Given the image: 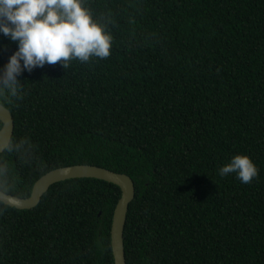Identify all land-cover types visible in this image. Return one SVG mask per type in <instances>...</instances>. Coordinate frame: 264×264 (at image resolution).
<instances>
[{"label":"trees","instance_id":"trees-1","mask_svg":"<svg viewBox=\"0 0 264 264\" xmlns=\"http://www.w3.org/2000/svg\"><path fill=\"white\" fill-rule=\"evenodd\" d=\"M110 56L45 64L2 102L14 122L0 190L26 198L75 164L128 175L126 264H264V0H83ZM18 42L0 33V72ZM23 63V62H21ZM2 122L0 121V128ZM246 155L251 183L219 169ZM118 186L54 183L31 209L0 201V264H114Z\"/></svg>","mask_w":264,"mask_h":264},{"label":"clouds","instance_id":"clouds-1","mask_svg":"<svg viewBox=\"0 0 264 264\" xmlns=\"http://www.w3.org/2000/svg\"><path fill=\"white\" fill-rule=\"evenodd\" d=\"M0 33L18 42V51L0 72V107L6 99H22L17 76L24 70L57 63L67 69L75 59L85 63L93 57L108 58L112 47L111 36L94 21L83 0H0ZM25 143L8 140L0 147L12 151ZM230 173L249 184L259 169L248 156L236 155L219 169L220 176Z\"/></svg>","mask_w":264,"mask_h":264},{"label":"water","instance_id":"water-1","mask_svg":"<svg viewBox=\"0 0 264 264\" xmlns=\"http://www.w3.org/2000/svg\"><path fill=\"white\" fill-rule=\"evenodd\" d=\"M0 121L2 122V126L0 128V144H4L8 140H11L14 128L11 113L4 106L0 107ZM5 124L7 125L6 129L4 127ZM4 149L5 148L0 147V153H2ZM73 178H95L104 180L119 187L120 197L112 214L110 244L114 264H126L123 247V229L128 206L133 200L135 192L133 181L128 175L88 164H75L58 167L40 176L33 183L28 197L18 198L0 190V201L17 209H31L40 202L41 197L51 185Z\"/></svg>","mask_w":264,"mask_h":264}]
</instances>
